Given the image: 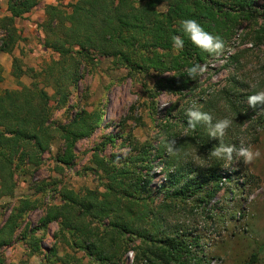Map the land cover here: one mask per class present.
Here are the masks:
<instances>
[{
  "label": "trees",
  "instance_id": "obj_1",
  "mask_svg": "<svg viewBox=\"0 0 264 264\" xmlns=\"http://www.w3.org/2000/svg\"><path fill=\"white\" fill-rule=\"evenodd\" d=\"M6 4L8 13L0 16V53L12 55L10 73L20 87L0 88V198L15 196L17 177L29 172V166L39 167L56 138L62 145L53 156V170L61 174L74 165L77 141L99 128L103 108L74 107L64 123L52 119V112L66 106L71 87L78 86L85 71L96 67L101 58H109L112 69H125L132 77L154 75L153 91L164 89L176 100L145 140H138L131 131L117 135L129 148L126 154H99L107 142L114 143L113 134L95 146L85 170L98 177L102 189L74 190L58 187L56 179L41 180L32 183L38 197H17L9 203L8 214L0 222V264H27L28 257L35 254L42 255L40 264H123L129 252L133 253L132 264H183L192 256L191 242L175 218L177 212L190 201L212 198L220 190L219 182L232 177L220 170L224 161L209 157L219 140L209 137L205 125L189 128L186 109L194 105L210 113L214 121L231 119L223 142L239 147L238 121L248 113L243 102L258 90L248 91L243 81L233 78L228 87L196 92L199 76L189 80L185 69L196 63L205 65L217 55L202 51L187 37L177 52L171 37L182 35L180 21L190 18L224 39L221 54L234 38L242 41L251 34L252 39L261 41L264 0L259 5L255 0L49 3L44 7V20L37 26L43 32L42 45L57 58L40 70L23 68L20 57L13 55L23 39L16 20L25 19L38 0H6ZM162 4L163 11L159 10ZM242 23H248L250 31L241 35ZM239 56L235 50L226 61L240 66ZM2 71L0 64V83ZM23 75L31 78L28 84L21 82ZM47 87L53 90L51 94ZM187 96H197L198 101L180 102ZM260 107L264 108H256ZM172 138L179 149L175 155H169L165 148ZM156 177L160 182L154 181ZM49 194L58 201L44 204L42 197ZM38 207H43V214L36 226H30L25 217ZM51 223H56L57 229L52 234L53 243L45 248L42 241ZM17 240L25 245L26 258L7 262L3 249ZM255 262L256 254H252L243 264Z\"/></svg>",
  "mask_w": 264,
  "mask_h": 264
},
{
  "label": "rangeland",
  "instance_id": "obj_2",
  "mask_svg": "<svg viewBox=\"0 0 264 264\" xmlns=\"http://www.w3.org/2000/svg\"><path fill=\"white\" fill-rule=\"evenodd\" d=\"M70 2L58 0V4L62 6ZM5 3L6 0H0V16L5 13ZM255 3L259 5L263 0H255ZM159 10H165V5H160ZM257 21L261 23L262 17L259 16ZM33 27L35 36V30L39 34L37 42L39 45L41 43L42 47L43 32L36 23ZM253 27L258 26L253 24ZM249 31V24L242 23L238 33L242 35ZM250 35L242 41L234 38L233 44L225 54L220 53L214 59L208 60L205 64L207 71L198 77L196 92H211L228 87L233 78L243 81L248 91L252 88L264 90V39L256 41ZM22 47L19 49L18 46L14 52L20 57L23 68L33 67L40 70L51 59L57 58V54L49 49L38 54L39 51L32 47H25L24 44ZM235 50H238L240 55V66L237 67L226 61L227 55ZM11 56L7 54L0 56V64L3 67L1 89L20 87L12 77L11 70L7 71L8 67L11 68ZM20 80L28 84L31 78L23 75ZM154 85V75L129 76L125 69H112L110 59L106 57L101 58L93 69L86 70L78 86L71 87V96L66 106L53 109L52 119L64 123L76 110L74 107L84 106L92 110L99 106L103 108L99 128L91 136L77 141L75 163L61 174L53 170L55 164L53 156L57 148L61 147L62 141L54 139L51 142L50 153L44 154L43 163L37 168L27 167L30 171L17 177L15 196L0 198V222L7 216L10 206L8 204H12L15 198L39 196L34 192L32 184L34 182L56 179L58 187L65 185L74 190H81L84 187L99 186L102 189L98 177L93 172L85 170L95 146L107 141L106 137L113 134L114 143L107 142L102 150H99V154L106 156L111 153L126 154L129 148L117 135L131 131L138 140H145L153 133L155 123L164 120L166 110L174 106L176 96L164 89L153 91ZM253 85L255 87H252ZM47 90L50 94L53 92L50 87H47ZM194 101H198L197 96H187L180 102L189 104ZM166 103L168 105L165 106ZM243 104L248 113L244 120L238 121V144L243 142L245 146L250 145L254 149H259L261 157L245 165L241 158L235 156L227 167L225 163L220 167V170L230 173L232 177L219 182L220 190L212 198L190 201L183 205V209H178L175 218L181 222L179 224L191 242L188 247L192 256H188L183 264H243L252 254H256L254 264H264V108H250L247 100ZM154 181L160 182L159 177L154 178ZM51 200L58 201V198L53 199L50 194L42 197L44 204ZM42 214L43 207H38L26 215L25 221L30 226H36ZM56 229V223L49 225L42 241L43 247L51 246L52 234ZM3 253L7 262L26 258L25 245L21 240L5 247ZM63 253L61 246L60 254ZM41 256L35 254L28 257L27 264H40ZM132 260L133 253L129 252L123 264H132Z\"/></svg>",
  "mask_w": 264,
  "mask_h": 264
},
{
  "label": "clouds",
  "instance_id": "obj_3",
  "mask_svg": "<svg viewBox=\"0 0 264 264\" xmlns=\"http://www.w3.org/2000/svg\"><path fill=\"white\" fill-rule=\"evenodd\" d=\"M179 31L182 35H173L171 37L172 48L177 52L184 47L183 37H187L193 45L211 55H219L225 49L224 39L218 34L214 35L206 31L205 28L195 19L189 18L181 20ZM206 71L207 65L196 63L187 67L185 69V74L189 80H195ZM252 87H255V85ZM247 103L249 107L253 109L258 105L264 106V90L255 91L250 94L247 98ZM164 105L166 106L168 104L166 103ZM185 115L187 116V124L189 128L195 130L197 125H205L209 137L219 140V144L210 150L209 157L224 161L225 167L233 161L234 155L241 158L245 165L251 164L261 157L259 149H254L250 145L245 146L243 142L240 143L239 147L234 144H225L223 142L227 130L232 125L231 119L225 117L214 121L213 116L210 113L202 111L194 105L186 109ZM165 148L169 155H175L179 152L174 138L166 141Z\"/></svg>",
  "mask_w": 264,
  "mask_h": 264
},
{
  "label": "crops",
  "instance_id": "obj_4",
  "mask_svg": "<svg viewBox=\"0 0 264 264\" xmlns=\"http://www.w3.org/2000/svg\"><path fill=\"white\" fill-rule=\"evenodd\" d=\"M67 1L73 2L74 0H67ZM49 3L57 4L58 0H38V4L31 10V12L27 15V17L25 19L23 18V19H17L16 20V24H17L18 28L21 29V36L23 37V39L17 43L14 50L18 46H19V49L20 48L22 49L23 48L22 44H24L25 47H32V48H34V50H38L39 51L38 54H42L43 52L46 51V49H48V48L42 46L44 48L43 49L41 47V43H40V45L38 44L37 41L39 39V37H38L39 34H38V32H36V30H35L36 36L33 33V28H34L33 24H35V23L37 24L38 22H41L44 20V18H45L44 7H45V5H47ZM6 8H7V4L5 3V7H4L5 13L4 14L8 13ZM14 50H13V55L18 56L17 53L14 52ZM2 54L10 55L8 53H0V56ZM9 70H11V68L8 67L7 71L9 72Z\"/></svg>",
  "mask_w": 264,
  "mask_h": 264
}]
</instances>
